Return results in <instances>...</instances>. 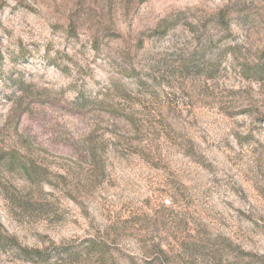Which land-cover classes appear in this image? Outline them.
<instances>
[{"label":"rangeland","instance_id":"1","mask_svg":"<svg viewBox=\"0 0 264 264\" xmlns=\"http://www.w3.org/2000/svg\"><path fill=\"white\" fill-rule=\"evenodd\" d=\"M0 264H264V0H0Z\"/></svg>","mask_w":264,"mask_h":264}]
</instances>
